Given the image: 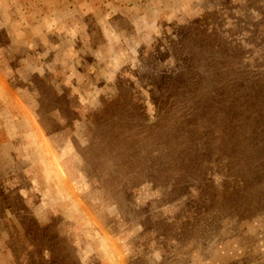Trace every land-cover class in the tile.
<instances>
[{"label":"rangeland","instance_id":"374dc122","mask_svg":"<svg viewBox=\"0 0 264 264\" xmlns=\"http://www.w3.org/2000/svg\"><path fill=\"white\" fill-rule=\"evenodd\" d=\"M0 264H264V0H0Z\"/></svg>","mask_w":264,"mask_h":264},{"label":"trees","instance_id":"16d2710c","mask_svg":"<svg viewBox=\"0 0 264 264\" xmlns=\"http://www.w3.org/2000/svg\"><path fill=\"white\" fill-rule=\"evenodd\" d=\"M101 112H104V111H101ZM98 116V115H97Z\"/></svg>","mask_w":264,"mask_h":264}]
</instances>
